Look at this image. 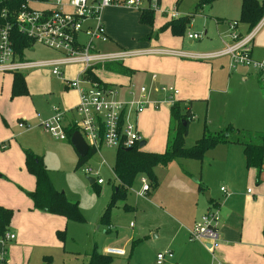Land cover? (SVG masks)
Wrapping results in <instances>:
<instances>
[{"label": "rangeland", "instance_id": "rangeland-1", "mask_svg": "<svg viewBox=\"0 0 264 264\" xmlns=\"http://www.w3.org/2000/svg\"><path fill=\"white\" fill-rule=\"evenodd\" d=\"M54 1L49 0L47 2L49 4L32 2V6L48 8L52 7L51 3ZM159 2L158 10L153 11L150 23L141 20L140 8L127 6L121 2L103 8L99 12V21L109 39L105 42L99 41L96 49L102 53L116 50L133 52L125 62L132 65L133 70L138 73L130 75L129 89L138 91L143 86L146 90L145 95L150 93L153 100L144 106L145 109L143 108L137 119V126L143 131L141 137L147 141L142 149L162 153L166 144L165 121L167 119L169 125L170 120L169 106L166 112L162 111L167 118L161 124L151 119L143 121L142 115L151 105L154 111L157 110L156 115L160 116L161 111L158 109L161 108L162 100L165 98L161 87H176L164 80L155 68L148 67L147 60L150 56H183L182 52L213 51L219 44V38L223 35L228 36L229 33L227 23H217L213 15H225L230 17L228 19H237L238 0H214L208 10L206 6L199 12H195L194 9L197 0H159ZM172 10L177 12L178 17L170 16ZM177 18L184 20L188 18V21H185L181 33L175 35L168 24ZM262 20L264 16L260 21ZM94 23L89 22L84 28L93 27ZM259 28L258 35L264 34V21ZM188 33H197L201 38L189 43ZM79 37H82V34H79ZM155 41H158V44H155ZM172 41L178 42L180 48H172ZM148 45L168 51L162 53L146 51L149 49ZM64 56L39 44L34 45L33 52H23V58L27 61ZM224 58L217 57L210 60L214 73L219 77L217 85L215 83L216 91L205 96L204 99L190 103L178 101L180 113H184L190 106L193 114L192 120L188 123L187 134L184 136L185 147L194 146L204 130L215 132L228 124L238 127L245 131L244 133H264V93L261 84L257 83L255 77L242 80L241 74L254 71L251 67L237 63L230 71L232 83L225 84L227 63ZM120 65L122 63L117 62L109 67L94 66L92 72L98 79L113 84L116 92L120 77L114 72L119 71ZM83 68L84 65L79 63L61 66L60 70L64 72L63 78L53 75L48 67L25 70L23 71L25 80L31 84L33 93L15 95L13 98L9 91V78L12 73L0 72V108L7 115L0 117V126L10 129L13 122L16 124L13 129L18 133L16 140L21 148L31 150L40 156L54 188L62 191L67 200L76 203L83 217L81 221L67 222L63 216H50V214L47 216V213L33 209L31 203L22 212L20 210L16 213L13 208H9L12 210V216L4 233H13L15 240L14 238L7 240L4 246L0 243V264H85L93 250L105 254L106 248L123 249L125 252L123 256L111 255L107 264H155L157 251L165 249V244L170 238V222L172 224L171 220H174L171 215H175L172 200L183 193H189L190 187L200 192L208 191L214 198L220 193L221 186L226 188L223 180L229 178L228 172H233L235 167L240 174L237 165L242 164L243 153L239 143L217 145L207 150L201 160L176 158L166 166L153 167L152 177L145 176L149 185L147 192L140 193L141 183L137 178L133 185L126 189L125 200L111 206L106 219L100 220L99 217L109 201L112 186L118 185L113 173L115 148L101 145L75 168L78 156L69 141L55 138L39 123L41 117L51 113V108L63 110L65 106L72 105L76 91L72 88L60 91L59 86L67 84V78L78 77ZM70 111L68 114L78 118L75 109ZM157 118L160 120V117ZM19 122L23 124L22 127L18 126ZM36 131L44 135V142ZM4 161L5 159L0 160V162ZM263 165L264 162L261 166ZM80 167L92 168L103 183L91 185ZM242 167L244 170L248 169L245 163ZM25 174L28 176L27 172ZM1 175L0 199L6 203L20 205L17 198L10 197L7 188L10 178L4 173ZM202 185L206 188L202 189ZM124 203L129 207L123 208ZM31 212L51 219L40 220L39 215L32 218L27 215ZM14 216H16L15 226L11 225ZM199 218L197 216L196 220L198 221ZM58 232L63 233V238H59ZM152 233L160 234V237L153 239ZM202 247V250L206 251V248ZM194 254L200 255V264L205 263L200 250L195 251ZM207 258L208 263L213 264L211 257L207 256ZM163 264H175V262L173 259L165 260Z\"/></svg>", "mask_w": 264, "mask_h": 264}, {"label": "built area", "instance_id": "built-area-1", "mask_svg": "<svg viewBox=\"0 0 264 264\" xmlns=\"http://www.w3.org/2000/svg\"><path fill=\"white\" fill-rule=\"evenodd\" d=\"M31 2V3H30ZM32 2L47 3L40 0H26L20 5L17 12H12L9 18L7 9L0 8V72H19L37 68L48 67L51 73L63 78L61 66L79 63L84 68L74 79H67L70 88L78 94L77 104L73 110L77 111L78 118L72 122L76 125L77 131L81 134L87 145L95 149L101 145L109 148L122 147L130 148L141 141L134 117L143 110L148 103L144 96L145 88L141 86L139 93L135 95L130 92L127 99L116 98V92L112 88H104L96 81L85 77L84 70L89 67L103 64L106 61L120 62V59L130 56V51H114L102 53L96 49L97 43L108 40L104 28L99 21V12L112 4L123 3L135 8H149L152 11L158 10L159 0H55L52 7L37 8ZM146 3L145 5L143 3ZM49 4V3H47ZM175 15V13L173 12ZM95 22L93 27L84 25ZM230 42L226 47L205 57H217L227 55L229 57V68L234 64H242L251 67L257 74L264 93V59H254L250 56V41L255 30L240 36L237 30V21H230L228 24ZM19 33L28 38L32 45L25 48L28 51L35 44L59 52L64 57L55 59L27 61L19 56L15 46V34ZM82 34V37H79ZM191 40L200 39L197 33H188ZM163 92L169 95V101L173 102L172 95L177 90L172 87H161ZM115 95V96H113ZM64 111L54 108V114L40 120L43 128L58 139H67L64 132ZM22 127V123H18ZM101 136V137H100ZM101 142V145L99 144ZM83 174L92 177L96 184H102L103 180L98 173L90 167H80ZM141 183L140 193L149 190L147 179L144 176L139 178ZM249 191V190H248ZM14 238L13 233H5L0 238V243ZM189 239L200 241L209 252L213 264H222L216 257V249L219 245L218 233L215 227L214 215L206 212L194 226L189 230ZM104 253L109 255H124L123 249L106 248ZM170 250L157 252L155 264H162L166 258H172ZM1 260V259H0Z\"/></svg>", "mask_w": 264, "mask_h": 264}, {"label": "crops", "instance_id": "crops-1", "mask_svg": "<svg viewBox=\"0 0 264 264\" xmlns=\"http://www.w3.org/2000/svg\"><path fill=\"white\" fill-rule=\"evenodd\" d=\"M240 3L241 0H238L237 19H228L230 17H227L225 15H213L215 21L217 23L226 22L227 24L233 20L237 21L240 14ZM145 4L146 3L144 2V5ZM210 6L206 7V9L208 10ZM173 12L175 13V15L173 14ZM170 16L174 18L178 17V14L175 10H172L170 11ZM263 21L264 20L260 21V23H258V25L252 29L255 30V32L253 33L249 44L250 56L258 60L264 59V34L258 35L260 29L259 27L262 25ZM237 30L241 37L249 33V31H246V26L241 23H239ZM191 41L193 40L189 39V43H191ZM229 42V37L223 35L219 38V44L213 51L207 53H201L199 51L191 53L182 52L183 56H150V59L147 60V65L148 67L155 68L157 71H159L164 80H167L170 84L176 87L175 89L177 90V93L172 95L173 102L183 101L184 103H186L187 101H189L190 103L195 100H201L204 99L205 96L210 95L212 92L216 91L215 83L217 85L219 81V77L214 73L213 65L211 64L210 60L217 57H225L224 59L227 63L225 84L232 83L230 71L233 67L229 68V57L227 55L205 57L208 54L223 50L226 47V44H228ZM155 44H158V41H155ZM171 44L173 45L172 48L174 49L180 48L179 43L176 41H172ZM148 48L149 49H146V51L150 52L162 53L164 51H168L157 47H152L151 45H148ZM28 51L33 52L34 47L30 48ZM126 58L129 57L126 56L125 58L120 59V63H122L123 68H126L127 70L120 71V73L114 72L117 73V75L120 77V84L118 85L119 87L117 88L115 96L119 99L120 96L122 99H127L130 97V92L132 91L129 89L131 79L130 75L138 73L137 71L135 72L133 70L134 68L132 67V65L125 62ZM220 69L223 68L220 67ZM23 75L25 79V73ZM240 77L242 80H248L249 78L255 77L254 79H256L257 83L260 84L255 71L253 73L251 71L249 73L247 72L241 74ZM9 79L10 96L11 98H13L14 96L12 97L11 95L12 74L10 75ZM102 82L107 83V81ZM66 83L68 84L67 81ZM25 84L27 88L26 94L30 95V93H33L31 84H29L27 80H25ZM67 84H60L59 90L62 91L70 88ZM110 86L112 89H114L113 84H111ZM133 93L137 95L139 91H133ZM164 94L165 98L164 100H162L161 108L158 109L159 111H161L160 116L156 115L157 112L155 111L157 110L154 111L150 105L148 107L149 110H146V113L142 115L143 121L151 119L154 122L161 124L163 120L167 118V115H165L162 111L166 112L168 110L167 106H169L170 109L173 102L169 101V95L166 92H164ZM144 96L146 97L148 103L149 101H153L150 97V93H147L145 95L144 92ZM77 101L78 94L76 92L75 100L73 101L72 105L69 107L65 106L64 109L61 110L65 112L63 118L64 126L70 123V121L75 118L74 115L71 116V114L68 113L71 112L70 110H73L72 108L77 104ZM54 108L55 107L51 108V113L49 115H45L41 118L45 119L51 117L54 114ZM139 113L134 117V121L136 122V127L141 137V135H143V131H140L137 126ZM3 116L7 117L5 111L0 108V117L3 118ZM67 116L71 117L67 118ZM157 117H160V120ZM4 120L6 121V119ZM165 125L166 140L168 130L167 119L165 121ZM15 126L16 124H14V122L12 128L10 129L2 128L0 126V160L5 159L4 162H0V177L2 176L1 174L4 173L10 178L8 180L9 183L7 184V188L10 192V197L17 198L20 201V205L19 203H6L1 199L0 205L7 208H13L17 213L20 210L22 212L25 208H28L30 206L31 202L24 192L33 190L35 183L32 175L27 173L28 176H26L25 174L24 149L26 148H21L20 143L17 142L16 136L18 133H15L13 129ZM36 132L39 134L40 139L44 142V135L42 136L40 131ZM262 134L264 135V133ZM141 140L144 139L141 137ZM144 142L146 144L147 141L144 140ZM241 153H243L242 146ZM242 161V164H244V156H242ZM7 164L8 166H6ZM242 164L237 165L238 169L240 170V174H238V170L235 167L233 172H228L229 178L226 181L223 180L226 188L221 186L220 193L214 196V198L208 191L200 192V190H196L190 187L189 193H183L172 200V204L173 206H175V215H171L174 219L171 220L172 224L170 222L171 234L170 238L165 244V249L163 250H170L173 253V256L172 258H166L165 260L173 259L175 264H200V255L194 254L195 251L200 250L202 255L201 257H203V260L205 259V263L201 264H209L207 256L210 257V255L207 250H202L203 244H201L200 241H192L189 239V230L197 222V216L201 217V215L208 211L214 215V222L219 241V245L216 249L215 254L222 264H264V165L261 166L258 171L255 167H248V169L244 170ZM0 183H2L1 178ZM92 183H95V181H93ZM205 188L206 186L202 185V189ZM205 192L209 193V199L205 198ZM27 215L32 218L35 215H39L40 220L51 219L50 217H47L49 216V214L46 216L47 218H44L45 216L35 212L28 213ZM15 217L16 216L13 217L11 222V225L14 226L16 225L14 222ZM159 237L160 234L152 233L153 239ZM4 245L5 243L2 244V246ZM163 250H159L157 252H161Z\"/></svg>", "mask_w": 264, "mask_h": 264}, {"label": "trees", "instance_id": "trees-1", "mask_svg": "<svg viewBox=\"0 0 264 264\" xmlns=\"http://www.w3.org/2000/svg\"><path fill=\"white\" fill-rule=\"evenodd\" d=\"M26 0H0V8L7 9L9 18L12 12H17L20 5ZM47 1V0H40ZM214 0H197L195 12L201 11L204 7L210 6ZM141 20L151 22L153 11L147 7L141 8ZM264 16V0H241L240 14L238 23L246 26V31L250 32ZM188 21V18H177L170 22L172 33L178 35L182 27ZM15 34V46L19 56H23L25 48L32 45V42L25 36ZM111 64H117L115 61H106L102 66L109 67ZM101 66V65H98ZM93 67L86 68L84 75L91 80L96 81L104 88H111V84L102 82L92 72ZM118 72L127 70L122 65L118 67ZM27 88L23 73H12L11 95L26 94ZM170 120L166 136L165 149L162 153L145 151L139 147V142L126 150V147L118 146L115 150V163L113 167L114 177L118 182L117 186H112L111 195L107 205L104 207L100 220H105L111 206L117 202L125 200L127 188L131 187L137 178L141 176L152 177V169L155 166H166L176 158H195L201 160L205 152L220 144H229L232 142L239 143L243 147L244 162L247 167H255L258 171L264 162V135L259 132L244 133L238 127L228 124L221 127L215 132L204 130L201 137L192 147H185L184 136L187 134L189 121L192 120L193 114L188 106L184 113L179 112L178 101H174L170 107ZM77 131L76 125L70 123L64 126L67 140L71 134ZM101 137V136H100ZM259 139V140H258ZM258 140V141H257ZM101 145V142L99 143ZM93 146L89 147L88 153L84 156H78L75 168L79 167L84 160L94 152ZM24 168L27 173L34 178V189L25 191L33 209L43 211L51 215L63 216L67 221H81L83 217L77 208V204L66 199L62 191H57L52 185L47 175V169L42 159L33 151L24 149ZM146 178V177H145ZM147 179V178H146ZM95 185V183H91ZM126 203L123 208H127ZM12 216V210L0 205V238L5 234V230ZM59 238H63V233L58 232ZM109 254H102L93 250L85 264H107L110 260Z\"/></svg>", "mask_w": 264, "mask_h": 264}, {"label": "water", "instance_id": "water-1", "mask_svg": "<svg viewBox=\"0 0 264 264\" xmlns=\"http://www.w3.org/2000/svg\"><path fill=\"white\" fill-rule=\"evenodd\" d=\"M69 142L78 156L84 157L88 153L89 146L84 141V139L82 138L81 134L78 131H74L71 134ZM144 144H145L144 140H141L139 142V147H142ZM126 150H129V148H126ZM87 180L89 183H92L94 181V179L90 177H87ZM204 195L206 199H209L208 192H205Z\"/></svg>", "mask_w": 264, "mask_h": 264}]
</instances>
